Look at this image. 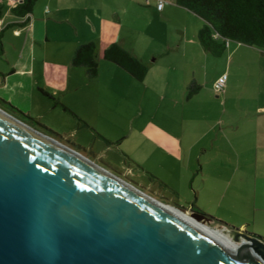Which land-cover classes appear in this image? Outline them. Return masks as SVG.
I'll list each match as a JSON object with an SVG mask.
<instances>
[{"label":"crops","instance_id":"obj_1","mask_svg":"<svg viewBox=\"0 0 264 264\" xmlns=\"http://www.w3.org/2000/svg\"><path fill=\"white\" fill-rule=\"evenodd\" d=\"M156 1L157 10L155 0H129L127 7L116 10L115 14L122 21V14L131 11L138 15L147 8L151 16L160 13L183 18L184 27L179 31L178 40L175 44L155 46L151 61L139 48L143 34L153 39V31L146 30L147 24L139 25L134 20V29L128 35L111 36L105 32L104 23L113 13L107 11V1L39 0L28 16L21 17L13 8L23 0H0V57L5 56L10 64L7 65L11 71L8 81L22 90L26 81H32L28 89L31 95L37 93L33 83L46 89L35 74L37 44H45L44 48L56 47L51 55L54 60L63 57L71 66L77 48L86 42L97 44L100 64L107 47L121 45L149 69L159 67L154 77L155 101L170 96L174 103L170 105L171 113L175 115L174 111L179 109L184 120L180 123L188 124L182 136L176 138L158 124L149 125L145 131L151 138L155 135V142L181 168L182 177H179L174 195L180 199L184 190H190L187 209L208 211L202 201L206 205L212 201L248 214L254 222H264V52L230 41L221 56H214L199 42L202 19L177 5L176 0ZM160 1L164 3L161 10L158 8ZM60 25L61 29L55 30ZM56 33L58 38L54 42ZM12 38H23L22 56L16 54L15 59L6 47L10 42L5 39ZM225 75V88L217 92L215 84ZM147 76L142 81L146 87ZM63 84L71 91L73 79L63 78ZM50 92L59 95L50 89L44 93ZM58 101L64 102V99L60 97ZM159 112V106L155 105V116ZM190 117H195L196 121H190ZM169 122L172 127L178 123L176 120Z\"/></svg>","mask_w":264,"mask_h":264},{"label":"water","instance_id":"obj_2","mask_svg":"<svg viewBox=\"0 0 264 264\" xmlns=\"http://www.w3.org/2000/svg\"><path fill=\"white\" fill-rule=\"evenodd\" d=\"M175 210L0 108V264H264L263 239Z\"/></svg>","mask_w":264,"mask_h":264},{"label":"rangeland","instance_id":"obj_3","mask_svg":"<svg viewBox=\"0 0 264 264\" xmlns=\"http://www.w3.org/2000/svg\"><path fill=\"white\" fill-rule=\"evenodd\" d=\"M104 1H107V11L113 12L110 20L104 23L107 34L128 35L134 29L132 28L134 20L139 25L147 24L148 32L153 31V39L146 38L147 34H143L139 46L143 50L142 53L151 61L153 60L151 51L155 50V46H163L169 42L175 44L179 31L184 27L182 17L160 13L151 16L147 8L139 11L138 15H134L131 11L122 14L120 21L115 16L116 10L125 9L129 0ZM155 10H157L156 0ZM194 15L201 20L199 16ZM60 29L61 25L55 28V30ZM57 36L56 33L53 37L54 42ZM5 40L10 42L6 47L11 58L15 59L16 54L21 57L23 38ZM44 46L45 44H37L34 59H36L37 80L44 84L46 89L33 83L37 92H32L33 95L28 91L32 81L31 83L26 81L24 86L22 85V88L25 87L23 90L8 81L11 76L8 74L11 71H8L7 65L10 64L5 61V56L0 57L2 58L0 108L32 129L61 142L90 161L135 184L149 196L174 206L183 215L198 221L192 217L190 211L184 212L182 209L188 207L186 200L190 197V190L189 192L184 190L180 199L174 195L175 186L179 185V177H182L181 168L176 165L177 161L174 162L172 156L155 142V135L151 138L145 132L149 125L158 124L176 138L182 136L184 128L188 125L180 123L183 117L179 109L174 111L177 112L175 115L171 113L170 105L173 106L174 103L170 101V96L165 100L155 101L154 77L155 69L159 67L148 68L150 74L145 80L147 87L144 82H135L134 78L118 65L105 60H102L101 64L99 62L98 76L91 78L84 67H73L67 64L63 57L54 60L51 55L56 47L44 48ZM69 77L73 79L71 91H67V87L63 84V78L69 79ZM48 89L59 92V95L54 96L51 92L45 94ZM60 97L64 102L58 101ZM155 105L160 108V114L156 116ZM189 119L196 121L195 117ZM173 120L178 123L172 127L169 121ZM208 125L211 126L210 122ZM212 131L216 134L214 128ZM208 202L211 203L206 205L202 201L208 210L204 211L206 214L232 227L239 229L245 227L244 231L264 238V222H254L248 214L239 213L226 206H218L212 201ZM203 225L228 234L229 229L215 221L211 220L210 223ZM228 235L237 245L249 248L246 241L237 242L233 236Z\"/></svg>","mask_w":264,"mask_h":264},{"label":"trees","instance_id":"obj_4","mask_svg":"<svg viewBox=\"0 0 264 264\" xmlns=\"http://www.w3.org/2000/svg\"><path fill=\"white\" fill-rule=\"evenodd\" d=\"M37 1L39 0H23L13 8V12L17 16L26 17L32 12ZM176 3L203 20L204 24L198 34L199 42L203 49L212 55L221 56L230 41L264 52V0H176ZM103 58L118 65L140 82L144 81L149 72L146 64L119 44L107 47ZM71 63L73 67H84L91 78L97 77V44L86 42L80 45ZM198 213L217 223L226 224L199 209ZM252 235L264 240L261 236Z\"/></svg>","mask_w":264,"mask_h":264},{"label":"bare ground","instance_id":"obj_5","mask_svg":"<svg viewBox=\"0 0 264 264\" xmlns=\"http://www.w3.org/2000/svg\"><path fill=\"white\" fill-rule=\"evenodd\" d=\"M176 213H180L185 219H189L191 221H193L194 223L197 224V221H195L194 219H191L190 217H187L185 215H183L181 212L175 210ZM200 228H202L204 231H206L207 233L211 234L212 236H214L216 239H218L219 241H221L222 243H224L227 247L231 248V249H235L237 251H246L244 247L237 245L232 239L231 237L220 231V230H214L211 229L203 224L198 223L197 224Z\"/></svg>","mask_w":264,"mask_h":264},{"label":"built area","instance_id":"obj_6","mask_svg":"<svg viewBox=\"0 0 264 264\" xmlns=\"http://www.w3.org/2000/svg\"><path fill=\"white\" fill-rule=\"evenodd\" d=\"M158 8L161 10L163 8V2L160 1ZM227 76H223L216 84H215V89L217 92H220L224 90L225 84H226Z\"/></svg>","mask_w":264,"mask_h":264}]
</instances>
